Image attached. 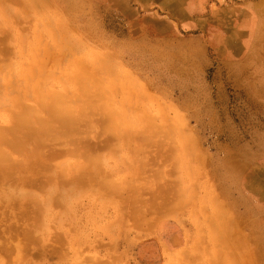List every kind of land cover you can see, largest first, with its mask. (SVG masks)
I'll list each match as a JSON object with an SVG mask.
<instances>
[{
    "label": "rangeland",
    "instance_id": "1",
    "mask_svg": "<svg viewBox=\"0 0 264 264\" xmlns=\"http://www.w3.org/2000/svg\"><path fill=\"white\" fill-rule=\"evenodd\" d=\"M177 1L0 0V152L24 105L105 125L1 175L0 264H264V0Z\"/></svg>",
    "mask_w": 264,
    "mask_h": 264
},
{
    "label": "bare ground",
    "instance_id": "2",
    "mask_svg": "<svg viewBox=\"0 0 264 264\" xmlns=\"http://www.w3.org/2000/svg\"><path fill=\"white\" fill-rule=\"evenodd\" d=\"M181 1V0H179ZM179 1H177L179 3ZM181 5V3H179ZM178 4V5H179ZM251 10H253L251 8ZM254 15H255V19L257 20L258 19V16H259V13L254 11ZM252 13V12H251ZM238 14V13H237ZM250 15V14H249ZM241 16V14H240ZM239 16V18H240ZM244 17V16H242ZM237 18V17H236ZM242 19V18H241ZM235 21V20H234ZM236 22V21H235ZM234 23V22H233ZM237 23H240V22H237ZM253 24H255L253 22ZM249 27V26H248ZM256 28V27H255ZM258 31L256 32L255 31V35H257ZM93 95L95 94L94 92H92ZM87 94H89V92H87ZM87 94H84L83 96H86ZM26 95V92L25 94H20L16 99H15V102L17 104H20V100L25 97ZM15 96V95H14ZM92 105L91 107L93 109H99V106L100 103L96 104L94 101H92ZM25 108L27 105H24ZM25 108H21L19 109L18 112L16 113H12L11 114V117H12V120H14V122L12 123V127H13V135H7V137L9 139H7V142L4 144L6 146V154L7 156L5 157V155L3 153L0 152V177L2 175L3 176H6L8 175L9 171L10 170H22L23 172L27 171L29 173H24L25 174V177H22L20 179H18V181L20 180L21 182V186H24L25 184L23 183H26V184H33L34 185V180L32 179L31 177V174L30 173H33V166H38V168H44V170H48L51 169L52 167V164L53 162L57 159V154L55 153L57 148L59 147V145L57 144L58 142L54 141L55 138H58V141H63V145L64 147H66L67 149H73L75 146L76 147H82L84 145H94V139L96 138L97 139V135H99V133L101 132V129L102 127H104L105 125L103 124H99V123H96V125H94V119H93V116L91 115H88L87 112H88V109H87V106L85 103L83 102H80L79 103V112L80 114H78V111H66V108L63 107L60 109V107H55V106H50V104H47L45 105L42 110L40 112H45V115H47V122L45 123H40V120L37 119V116H36V113L34 112L35 109L33 108H30L28 109V106H27V109ZM100 112V110H98ZM104 114H102L103 116ZM63 116H66V119L64 122H60V120L63 118ZM26 118H33L34 122H26L25 120H22V119H26ZM73 118V120H72ZM85 119V121H88L90 126H93L94 128L90 129V128H85L87 130H85L84 128H82V124H80V122ZM99 125H102V127L100 128ZM24 128H23V127ZM27 126V127H25ZM82 126V127H81ZM27 128V129H26ZM6 128H1V130H5ZM24 129L27 130V132L25 133ZM90 129L91 131L89 132ZM95 133H94V132ZM26 134V136H25ZM56 136V137H55ZM76 138V144L73 146H70V141H72L73 139ZM4 151V152H5ZM7 151H11V152H7ZM22 152L23 153V156L22 158H18L17 155L19 152ZM17 154V155H15ZM11 156H14L16 158H18V161L20 162L19 164L11 157ZM6 161V162H5ZM90 166H88V169H89ZM92 170H87L92 172L94 168L90 167ZM17 171V172H18ZM22 171H20L22 173ZM39 171V170H38ZM87 171V172H88ZM12 172V171H11ZM16 172V173H17ZM47 172V171H46ZM45 172V173H46ZM82 172V171H81ZM85 171H83V174H84ZM15 173V172H14ZM15 173V174H16ZM58 173V172H57ZM6 174V175H5ZM54 174V173H53ZM59 174V173H58ZM63 174V173H62ZM79 174V173H78ZM82 174V175H83ZM95 174V173H93ZM12 175V174H11ZM19 175V173H18ZM33 175V174H32ZM41 175V173H40ZM47 174H45V177ZM61 175V173H60ZM35 176V175H34ZM8 177V176H7ZM17 175H16V179H17ZM20 177V176H19ZM37 177V176H36ZM41 177V176H40ZM43 177V175H42ZM49 177V176H48ZM59 176H57L58 178ZM62 177V176H61ZM90 177H92L90 175ZM5 178V177H4ZM3 178V179H4ZM13 178V176H12ZM38 179L39 176L37 177ZM51 178V176H50ZM53 178V177H52ZM88 177H86L87 179ZM93 178V177H92ZM7 179V178H5ZM4 179V180H5ZM9 179V182H10V178ZM14 179V178H13ZM37 179V180H38ZM54 179H55V175H54ZM59 180L61 179L60 177L58 178ZM63 179V178H62ZM41 180V179H40ZM49 180V179H48ZM58 180V181H59ZM69 180V179H68ZM89 180V179H88ZM1 181V180H0ZM8 181V180H7ZM13 181V180H11ZM17 181V180H16ZM57 181V182H58ZM67 180L65 179L62 180V182H66ZM70 181V180H69ZM75 181L74 180V176L72 178V187H74L75 185ZM85 181V180H84ZM6 183V181H4ZM39 182V181H38ZM36 182V183H38ZM47 182V181H46ZM55 182V181H54ZM60 182V181H59ZM87 182V181H86ZM93 182V181H92ZM19 182H16V184L18 185ZM41 183V182H40ZM67 185H68V182H66ZM65 183V184H66ZM78 182L76 181V184ZM2 184V183H1ZM15 184V186H16ZM60 184H62L60 182ZM70 184V183H69ZM90 184V183H89ZM92 184V183H91ZM90 184V185H91ZM11 185V184H10ZM39 185V184H38ZM64 186V187H68V186ZM93 185V184H92ZM91 185V186H92ZM63 186V185H62ZM82 186V189L83 190V185ZM94 186V185H93ZM92 186V188H93ZM97 186H98V183H97ZM101 187V186H100ZM99 189L101 191H103V195L105 194V192L107 193V189L106 190H103L104 188H100ZM103 187V185H102ZM88 188V186H86L85 190ZM66 189V188H65ZM70 189V187H69ZM93 189H95V191H93ZM92 189V192H96V187H94ZM77 192L78 190H80V188H77L76 189ZM75 190V192H76ZM52 191V190H51ZM99 191V190H98ZM105 191V192H104ZM26 192V189H22L21 190V194L25 193ZM69 192V190H68ZM102 193V192H101ZM50 194V193H49ZM76 194V193H74ZM78 194V193H77ZM76 194V195H77ZM106 195V194H105ZM9 197V195H7ZM11 196V195H10ZM68 196V195H67ZM1 197H3V195L1 196L0 195V199ZM5 199V198H4ZM3 200V199H2ZM1 202V201H0ZM3 203V202H2ZM50 203V202H49ZM21 204V203H20ZM2 205V204H1ZM11 205V204H10ZM9 206V205H8ZM14 207V206H13ZM26 208V207H25ZM12 209V208H11ZM16 209V208H15ZM19 209V208H18ZM7 210V209H6ZM35 210V209H34ZM3 211V210H2ZM1 212V215L3 214V212ZM14 211V210H13ZM19 211V210H18ZM33 211V210H32ZM28 213V211H27ZM26 213V214H27ZM13 215V212L11 211V213ZM17 214V213H16ZM21 215V214H20ZM23 216V215H22ZM27 216V215H26ZM15 217V216H14ZM11 218V217H10ZM25 218V217H24ZM16 219V218H15ZM17 220V219H16ZM25 221V220H24ZM24 224V223H23ZM13 226V225H12ZM4 228V227H3ZM2 228V229H3ZM9 228V227H8ZM4 231V230H3ZM10 232V231H9ZM4 235V233H3ZM8 235V233H7ZM5 236V235H4ZM11 236V235H10ZM9 236V237H10ZM7 237V236H5ZM1 244V243H0ZM98 264H102L101 262L98 263Z\"/></svg>",
    "mask_w": 264,
    "mask_h": 264
}]
</instances>
